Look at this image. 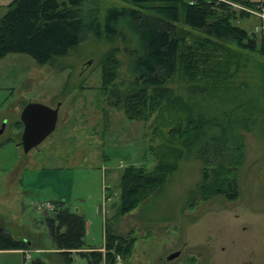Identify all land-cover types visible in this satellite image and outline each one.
Masks as SVG:
<instances>
[{
	"label": "rangeland",
	"instance_id": "rangeland-1",
	"mask_svg": "<svg viewBox=\"0 0 264 264\" xmlns=\"http://www.w3.org/2000/svg\"><path fill=\"white\" fill-rule=\"evenodd\" d=\"M12 1L0 0V19ZM233 3L246 13L238 14L234 24L257 33L259 41L264 6ZM114 5L125 3L103 1L102 21L105 8ZM176 26L193 36L201 34L181 21ZM135 31L122 23L107 38L102 27L100 36L87 33L65 55L45 64L23 52L0 57V226L24 244L23 264H88L84 256L63 257L53 249L44 217L54 201L85 216L86 248L102 249L107 224L117 235L135 238L130 256H117L115 264H264V133L256 129L242 131L243 159L233 171L235 199L222 193L203 198L198 187L203 162L180 159L160 188L130 212L114 215L122 170L129 165L152 170L159 144L169 143L174 121L169 112L131 119L122 107V94L138 86L131 70L139 52ZM217 43L213 63L223 59L227 48L232 57L215 89L194 100L188 88L198 81L178 73L168 84L175 96L194 104V113L215 115L231 108L242 96L237 88L242 98L260 93L264 99V57L235 43ZM29 102L58 106V119L55 129L25 152L18 144L22 124L17 122ZM16 170L25 176L27 194L21 204L10 201L1 182V175ZM175 251L180 255L167 260Z\"/></svg>",
	"mask_w": 264,
	"mask_h": 264
},
{
	"label": "trees",
	"instance_id": "trees-1",
	"mask_svg": "<svg viewBox=\"0 0 264 264\" xmlns=\"http://www.w3.org/2000/svg\"><path fill=\"white\" fill-rule=\"evenodd\" d=\"M103 1L13 0L0 19V57L8 52H23L45 64L65 55L87 33L100 36L102 27L107 38L114 36L122 23L136 30L139 52L131 70L138 86L122 94V107L131 119H147L153 112H169L174 121L169 130V143L159 144L152 170L135 165L122 170L121 192L114 204V215L119 217L130 212L160 188L177 169L180 159L203 162V182L198 186L203 198L222 193L228 199H235L238 190L233 171L243 159L242 131L256 129L264 133V99L259 97L260 93L242 98L243 91L237 88L242 96L236 97L231 108L215 115L194 113V104L175 96L168 84L179 73L188 81L199 82L188 88L194 100L197 94H209L226 72L232 57L227 48L223 59L213 63L217 42L222 41L227 46L235 43L239 49L264 57V22L258 41L257 33L234 24L238 14L241 17L245 12L215 0H193V3L189 0H122L125 5L105 8L102 21ZM232 1L251 8L260 6L249 0ZM178 21L201 34L193 36L186 30L179 31ZM106 75L111 79L112 70L108 65ZM174 140L179 142L178 146L171 144ZM44 220L54 248L63 257L74 251L87 258L88 264H115L117 256L127 259L131 254L135 238L117 235L109 224L104 227L102 249L86 248L84 215L62 201L53 202V211ZM23 247L21 241L0 226V250ZM36 264L44 263L37 260Z\"/></svg>",
	"mask_w": 264,
	"mask_h": 264
},
{
	"label": "water",
	"instance_id": "water-1",
	"mask_svg": "<svg viewBox=\"0 0 264 264\" xmlns=\"http://www.w3.org/2000/svg\"><path fill=\"white\" fill-rule=\"evenodd\" d=\"M88 61L86 64H89ZM58 106L49 107L42 103H27L20 113L22 133L18 143L25 152L40 144L56 127ZM180 255L179 251L170 253L167 260Z\"/></svg>",
	"mask_w": 264,
	"mask_h": 264
},
{
	"label": "crops",
	"instance_id": "crops-1",
	"mask_svg": "<svg viewBox=\"0 0 264 264\" xmlns=\"http://www.w3.org/2000/svg\"><path fill=\"white\" fill-rule=\"evenodd\" d=\"M249 1L254 2L256 4L259 3L261 6H264V0H249ZM24 180H25L24 174L22 172H19L18 170H16L14 173L11 174L4 173L3 175H1L2 185L6 189L8 188V192L10 193V197H11L10 198L11 202L12 200L16 199L19 204L22 203L23 200L22 194H27V190L25 189L26 184ZM13 194L14 196L12 197ZM85 228H86V220H85ZM53 249L55 250V248ZM72 253H76V252L73 251ZM21 254H24L23 249L0 250V264H23Z\"/></svg>",
	"mask_w": 264,
	"mask_h": 264
},
{
	"label": "built area",
	"instance_id": "built-area-1",
	"mask_svg": "<svg viewBox=\"0 0 264 264\" xmlns=\"http://www.w3.org/2000/svg\"><path fill=\"white\" fill-rule=\"evenodd\" d=\"M215 1H223V2H227L228 4H229V2H230V3L233 4V5H237V4L233 3L234 1L232 2V0H215ZM189 2H190V3H193V0H189ZM260 6H261V5H260ZM260 6H259V7H260ZM239 8L242 9V7H241L240 5H239ZM50 210L53 211V205L51 206V209H50Z\"/></svg>",
	"mask_w": 264,
	"mask_h": 264
}]
</instances>
